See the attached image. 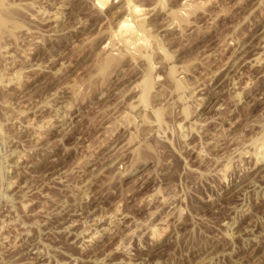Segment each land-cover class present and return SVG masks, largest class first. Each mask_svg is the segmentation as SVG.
<instances>
[{"label":"rangeland","instance_id":"374dc122","mask_svg":"<svg viewBox=\"0 0 264 264\" xmlns=\"http://www.w3.org/2000/svg\"><path fill=\"white\" fill-rule=\"evenodd\" d=\"M2 15L0 264H264V0Z\"/></svg>","mask_w":264,"mask_h":264},{"label":"bare ground","instance_id":"6f19581e","mask_svg":"<svg viewBox=\"0 0 264 264\" xmlns=\"http://www.w3.org/2000/svg\"><path fill=\"white\" fill-rule=\"evenodd\" d=\"M3 4V0H0V6ZM189 5V4H188ZM128 8V7H127ZM129 9V8H128ZM127 9V10H128ZM7 21H8V18L6 17V16H4V15H2V17H1V20H0V24L2 25V26H4V25H6V23H7ZM128 23V22H127ZM126 29L128 30V32H130V27H128V25L126 26ZM132 32V31H131ZM134 32V31H133ZM132 32V33H133ZM132 33H130V35H132ZM128 36V35H127ZM128 39V38H127ZM120 42V41H119ZM264 146V145H263ZM258 149V148H257ZM263 158V157H262ZM264 159V158H263Z\"/></svg>","mask_w":264,"mask_h":264}]
</instances>
